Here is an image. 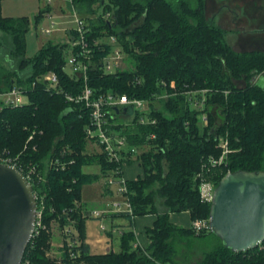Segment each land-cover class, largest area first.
Masks as SVG:
<instances>
[{
	"label": "trees",
	"instance_id": "obj_1",
	"mask_svg": "<svg viewBox=\"0 0 264 264\" xmlns=\"http://www.w3.org/2000/svg\"><path fill=\"white\" fill-rule=\"evenodd\" d=\"M71 1L88 23L92 52L85 60L86 83L93 95L113 92L149 102L146 114L154 123H140L139 112L129 123L119 121L118 117L131 111L129 106L125 113L115 111L110 120L128 143L140 147L136 157L126 159L127 163L139 161L143 169L142 176L127 179L133 214L154 213L156 219L146 229L147 247L134 244L132 231H123L119 250L89 252L81 186L104 175L112 165L101 152L87 151L84 127L89 121L88 110L65 97L66 93H79L84 81L63 69L70 43L46 40L33 56H26L29 18L4 16L0 0V44L7 41L13 58L12 67L0 73V92L16 86L27 95L25 103L0 110V149L19 154L23 164H37L41 170L49 157L65 163L64 168L56 165L44 171L45 181L33 185L44 193L45 227H39L31 237L21 264H184L176 258L174 243L211 231L197 234L191 226H176L168 213L188 211L191 221L208 217L210 204L199 197L197 175L209 156L221 153L219 137L227 138L230 152L221 164L208 170L215 182L236 169L264 170V52L235 51L226 41L224 29L206 18L203 0L194 6L187 0ZM45 7L34 16L35 24L50 10L48 4ZM109 36L117 39L116 45L130 59L129 68L113 72L101 68L113 46L105 40ZM98 39V45H93ZM71 50L79 51L78 46ZM27 67L29 72L19 73ZM47 72L58 77L59 91L47 89L45 82L37 79ZM237 81H242L241 86ZM202 89H206L205 102L196 108L186 91ZM163 94L167 97H159ZM155 99L159 107L153 105ZM203 113L206 123H201ZM29 134L32 139L26 141ZM91 164L99 165V173L82 170ZM104 191H108L105 183ZM112 215L133 218L123 213ZM52 221L60 228L71 224L79 240L70 251L63 240L57 261L48 255ZM194 264H264V240L239 252L220 242Z\"/></svg>",
	"mask_w": 264,
	"mask_h": 264
},
{
	"label": "built area",
	"instance_id": "obj_2",
	"mask_svg": "<svg viewBox=\"0 0 264 264\" xmlns=\"http://www.w3.org/2000/svg\"><path fill=\"white\" fill-rule=\"evenodd\" d=\"M51 1L52 0H45L48 6L51 4ZM43 13L51 19L49 25L44 27L42 32L52 34L54 29H59V27H56L57 21L52 18L51 10L47 9ZM70 14L71 21L74 25L71 27L69 34L68 29L65 30L67 31L66 37L69 39L71 47L66 55L63 69L69 76L74 77V79L81 78L84 81V85L79 93L74 95L66 93L65 97L72 102L82 103L84 107L87 108L89 121L84 127L85 138L88 143L95 144L98 148L97 152H101L112 165L107 168L104 173V175L107 176V180H105L104 183L106 184L108 191L111 190L110 186L115 184L116 192L123 196V199L119 201H111L106 208L90 210V215L93 217H103L109 214L123 213L134 217L132 206L127 196V178L123 175V166L127 162V158L137 156L140 147L128 143L126 136L121 134V132L115 128V123L111 121L110 118H114L115 107L121 111L123 107L126 108V106H129L131 110L142 113L138 118L140 123H154L155 119L146 114L150 106L149 102L145 99L130 98L125 94H117L113 92L102 93L98 96L93 95L92 89L86 83L87 63L85 60H89L92 52L87 41V33L89 31L88 24H86L75 8H72ZM104 16L108 17L109 13H105ZM72 31L75 32V35L72 34ZM99 42V39L94 40L93 45L97 46ZM107 42L112 43L113 46L101 61V68L104 72H113L122 68L121 59L123 58V51L120 46L116 45L117 39L114 36H109ZM76 46H78L79 51H72L71 49L76 48ZM37 79L45 82L47 89L49 88L59 91L58 77L54 72H47ZM205 91L206 89L186 91L192 96L190 101L196 108L203 107L205 102ZM159 97H167V94L160 95ZM26 101L27 95L20 87L15 86L9 90L0 92V110L4 107H13L25 103ZM118 113L122 114V112ZM201 120L203 123H206V113L202 114ZM32 136V134H29L26 141L31 140ZM150 137H154V134H151ZM218 146L221 149V153L217 157L209 156L208 160L205 162V165L207 166L205 167V165H203L204 169H202L197 175L199 197L202 201L209 204L213 198L215 182L211 178L212 175L208 173V170L215 165L221 164L230 152L227 138L220 136L218 139ZM0 162L16 166L29 180L32 186L45 181L46 178L44 171L50 170L56 165L60 166V168L65 167V163L58 158L49 157L44 164V170H41L37 164H23L20 161L19 154L8 153L5 149H0ZM39 191L38 188H33L34 197L36 199L34 234L39 227H45L43 223V213L45 210L44 193ZM190 226L197 234L202 231L210 230L209 217L196 218L191 221ZM101 228H104V226L101 225ZM62 234L64 235V241L67 244L68 251H70L72 247L78 245L79 240L77 238V232L71 224L64 225ZM70 253L71 256L75 255L73 252Z\"/></svg>",
	"mask_w": 264,
	"mask_h": 264
},
{
	"label": "rangeland",
	"instance_id": "obj_3",
	"mask_svg": "<svg viewBox=\"0 0 264 264\" xmlns=\"http://www.w3.org/2000/svg\"><path fill=\"white\" fill-rule=\"evenodd\" d=\"M176 1V0H173ZM192 6L196 5L197 0H187ZM205 16L207 19L213 20L217 25L224 29V35L226 41L231 47L238 52L242 51H261L264 52V0H203ZM17 2H3V8L1 7V13L4 16H17V14H10L12 12H19L20 10L15 9ZM23 10L29 12L33 9L32 13H25L29 18L28 29L25 33V55L33 56L41 47V43L45 40L56 41L60 43H69V39L66 37L73 27V22L70 18V12L72 8L76 9V6L71 0H52L49 5V9L52 11V18L57 21L56 27L52 34L43 33L42 29L49 25V18L46 14L42 13V17L35 24L34 15L37 14L41 8L45 7V0H32L25 1L23 3ZM38 7V8H37ZM46 8V7H45ZM77 11V10H76ZM21 12V11H20ZM2 13V14H3ZM19 14V13H18ZM21 14V13H20ZM79 14V13H78ZM83 18V17H82ZM83 20L87 23L86 19ZM59 35L55 37L56 35ZM3 33L0 31V37ZM53 38V39H52ZM108 37L105 38V40ZM2 44V45H1ZM0 44V73L2 70L10 69L13 65V58L10 56L7 41L2 40ZM122 68H129L131 66L130 59L123 52V58L121 59ZM30 68L27 67L19 73H27ZM260 81H262L260 79ZM241 86L242 81H237ZM159 99V98H158ZM158 99L153 101V105L159 107L160 103ZM135 111L131 110L128 114L117 119L123 123H129L134 117ZM203 123V121H201ZM87 151L97 152L98 148L95 144L87 142ZM86 170L96 171V167L86 168ZM142 174V168L137 160L132 161L131 164H125L123 166V175L128 179ZM215 182V178L211 176ZM107 176L100 175L96 180L85 182L81 186V204L87 209H103L113 200H121L123 196L116 192L115 184L110 186V191L104 192L103 185ZM215 182V186H216ZM159 203V198L156 201ZM159 208H161L159 206ZM178 216L187 217V224L191 225V221L186 213H176ZM94 217L86 218V223H93L98 225L97 227V238L106 237L107 230H111L112 227L108 228L106 221L108 218ZM122 217V216H118ZM55 222V221H54ZM53 228H51V249L48 253L50 257L57 261L61 256V240L63 242L64 236L62 229L55 222ZM101 225L104 228H101ZM186 226V225H185ZM184 226V227H185ZM187 227V226H186ZM112 232H118L117 229L111 230ZM108 232V231H107ZM221 240L212 232H207L201 236H190L183 238L182 240L174 243L177 250V260H181L184 264H194L197 262L202 253L206 250L213 248L216 244L220 243ZM116 243V240L114 241ZM103 248V247H102ZM99 251L100 249H96Z\"/></svg>",
	"mask_w": 264,
	"mask_h": 264
},
{
	"label": "water",
	"instance_id": "obj_4",
	"mask_svg": "<svg viewBox=\"0 0 264 264\" xmlns=\"http://www.w3.org/2000/svg\"><path fill=\"white\" fill-rule=\"evenodd\" d=\"M114 110L125 113L115 107ZM210 231L232 251L264 240V170L236 169L217 183L209 206ZM32 184L14 165L0 162V264H20L35 230Z\"/></svg>",
	"mask_w": 264,
	"mask_h": 264
},
{
	"label": "crops",
	"instance_id": "obj_5",
	"mask_svg": "<svg viewBox=\"0 0 264 264\" xmlns=\"http://www.w3.org/2000/svg\"><path fill=\"white\" fill-rule=\"evenodd\" d=\"M5 1L6 2H13V3L17 2L15 4L14 8L20 10L21 12L20 11L19 12L18 11L12 12V13H10L12 15L15 13V14H17V16H22V15L26 16L25 13H32L33 10H35V9H33L29 12H25L26 10H23V5H24L23 3L25 1H32V0H1V7L2 8H3V2H5ZM3 15H4V13H3ZM57 36H59V35L57 34L55 37H57ZM41 44H43V43H41ZM131 163L132 162H129V163L126 162L125 164H131ZM90 167H96L97 170L96 171H91V170L87 171L86 168L88 169ZM140 167L142 168L141 164H140ZM82 170L86 173H99L100 167L98 164L84 165L82 167ZM142 175H143V169H142L141 175L137 174L136 176H133L132 178H128V179H136L137 177L142 176ZM103 190H104V185H103ZM104 192H106V191H104ZM83 205H84V203H83ZM83 205H82V208L84 210H86V212H84V214H83V216H84V228H85V242L88 244V249H89L90 253H94V254L98 253L99 254V253L108 252L109 250H112V251L119 250L120 234L123 231L124 232L125 231H132L133 232L135 240H136V242H134V244L136 243L141 247H147L148 246L149 238L146 234V229L153 225L154 220L156 219V214L147 213L144 215H137V216H134L131 220L126 218L125 216H122V215H112V214L106 215L104 218L109 219L108 221H106L108 228L112 227L111 230L117 229L119 233L112 232L111 230H107L108 231V232L106 231L107 238L104 236L103 237L100 236V238H97V233H96L97 231L96 230H97L98 225L93 224V223H86V218H94V217L92 215H90V211H89L90 209L85 208ZM176 213H182V214L186 213L187 216L189 217L190 221H191L189 212L188 211H181V212H169L168 213L169 220L174 225L179 226V227H184L186 225L187 227H189L190 224L189 225L187 224V217H185V216L180 217ZM118 216H122V217H118ZM53 223L55 224V222H53ZM115 240H116V243H114ZM60 244L62 246V240H61ZM96 249H100V250L97 251ZM61 250H62V248H61ZM142 264H146V263H142Z\"/></svg>",
	"mask_w": 264,
	"mask_h": 264
},
{
	"label": "bare ground",
	"instance_id": "obj_6",
	"mask_svg": "<svg viewBox=\"0 0 264 264\" xmlns=\"http://www.w3.org/2000/svg\"><path fill=\"white\" fill-rule=\"evenodd\" d=\"M33 187V186H32ZM36 200V199H35ZM90 211V210H89ZM54 221H52V224H51V228H53V226H54V223H53ZM55 222H57V221H55ZM58 223V222H57ZM74 228V227H73ZM75 229V228H74ZM76 230V229H75ZM76 232H77V230H76ZM33 235H34V233H33ZM77 235H78V233H77ZM64 236V235H63ZM22 262V261H21ZM21 264V263H20Z\"/></svg>",
	"mask_w": 264,
	"mask_h": 264
}]
</instances>
